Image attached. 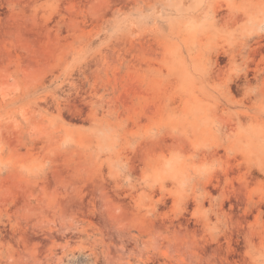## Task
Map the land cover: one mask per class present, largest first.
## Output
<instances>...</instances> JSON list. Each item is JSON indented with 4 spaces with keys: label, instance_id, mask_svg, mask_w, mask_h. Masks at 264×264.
<instances>
[{
    "label": "rangeland",
    "instance_id": "rangeland-1",
    "mask_svg": "<svg viewBox=\"0 0 264 264\" xmlns=\"http://www.w3.org/2000/svg\"><path fill=\"white\" fill-rule=\"evenodd\" d=\"M0 264H264V0H0Z\"/></svg>",
    "mask_w": 264,
    "mask_h": 264
}]
</instances>
